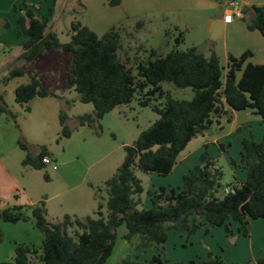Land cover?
<instances>
[{
	"label": "trees",
	"instance_id": "16d2710c",
	"mask_svg": "<svg viewBox=\"0 0 264 264\" xmlns=\"http://www.w3.org/2000/svg\"><path fill=\"white\" fill-rule=\"evenodd\" d=\"M120 1L108 0V3L113 6ZM24 8L16 19L21 52L15 60L31 62L41 51L53 48L70 52L72 61L67 68L65 86L73 89L81 102L93 106L91 113L78 117L79 124L93 125L115 106L129 103L136 95L142 106L151 99L163 98L162 82L176 88L190 87L193 94L189 99L167 96L161 107H153L159 117L142 129L131 144L124 145L122 162L102 187L96 189L94 215L79 218L65 214L61 221L49 222L43 202L28 207L30 216L21 205L0 208V220L17 222L31 218L41 232L38 247L19 243L14 247L13 259L1 264H106L114 247L116 230L121 225L125 229L121 237L135 248L156 246L162 249L170 230L190 235L208 225L222 227L231 235L232 226L237 224L238 232L246 236L251 220L264 219V55L259 64L246 62L252 55L249 50L238 57L230 55L224 68L213 51L206 56L195 46L175 47L164 54L153 48L143 49L146 53L143 59L133 57L134 75L132 66H128V57L121 60L118 56L117 51L123 47L120 28L112 27L98 35L88 26L73 21L68 30L69 40L61 42L50 28L48 17L36 12L39 6L25 4ZM51 12L49 8L48 15ZM242 20L248 30H257L264 36V3L253 5ZM2 26L8 27V23L4 21ZM176 43L178 45L179 41ZM141 49L137 47L136 53ZM25 73L21 67L11 66L2 81ZM27 74L28 81L15 88L16 103H27L36 96H53L32 70ZM25 109L30 108L27 105ZM241 110L258 115L262 125L260 140H255L252 134L241 139L239 161L246 172L244 180L234 172L235 160L225 156L233 171L232 179L223 184L224 170L219 159L224 155L225 145L216 143L218 153L212 155L208 144H203L198 162L182 174L180 185L148 189L151 206L139 208L143 186L135 174L136 169L159 176L169 174L180 152L194 136L214 123L220 124L222 118L230 122L232 112ZM0 112L10 114L1 95ZM64 119V113L60 112L62 134L69 136ZM239 130L237 128L235 133ZM227 144L230 145V141ZM18 145L27 148L20 140ZM44 155L50 154L45 146H40L36 154H27L22 164L41 169L45 166ZM102 191L105 197L100 194ZM118 264L228 263L208 252L206 259L174 262L163 259L159 253L144 261L128 255ZM248 264H264V256Z\"/></svg>",
	"mask_w": 264,
	"mask_h": 264
},
{
	"label": "rangeland",
	"instance_id": "374dc122",
	"mask_svg": "<svg viewBox=\"0 0 264 264\" xmlns=\"http://www.w3.org/2000/svg\"><path fill=\"white\" fill-rule=\"evenodd\" d=\"M186 1L189 0H121L119 5L112 6L108 0H56L55 3L51 0H0V12H5L4 17L11 21L12 4L14 7H21V10H16L19 12L25 10V4L39 6L40 10L36 12L48 17L50 28L61 42L69 40L68 30L73 21L88 26L98 35L112 27H118L123 46L121 51H117L118 56L121 60L128 57V66H132V73L135 75L133 57L136 55L138 59H143L146 56L143 49L153 48L164 54L175 47L186 49L196 45L206 56L209 55L206 46L212 42L209 41V35L202 34L196 25L199 22L197 12L163 11L180 3L183 5ZM49 8H52L51 15H48ZM3 22V19L0 20V95L10 114L0 112V172L1 175L5 173V177L0 176V208L12 204L21 205L23 211L30 216L28 207L43 202L45 218L49 222H59L65 214L79 218L92 216L97 205L96 189L102 187L122 162L124 145L131 144L142 129L159 117L153 107H161L167 96L189 99L193 92L190 87L176 88L170 83L162 82L161 87L165 92L163 98L151 99L146 106H142L136 95L129 103L115 106L93 125H81L78 117L91 113L93 106L91 103L81 102L78 94L65 86L67 68L72 61L71 53L53 48L41 51L31 62L16 61L21 47L15 40L12 30L14 25L2 28ZM177 22H180L179 26L175 27ZM184 22H188L190 27H185ZM176 40L179 41L178 45ZM219 43L221 44V40ZM140 46L142 49L136 53ZM14 65L21 67L26 73L3 82L2 78ZM29 70L33 71L42 86L51 91L53 96H36L27 103H16L15 88L28 81ZM222 72L224 74L223 70ZM27 105L29 110L25 109ZM60 112L65 115L64 123L70 130L69 136L62 134ZM244 121L249 122L247 126L254 128L256 133L258 122H254V116L247 111H240L237 118L234 114L231 122L222 118L220 124L214 123L189 141L180 152L172 171L165 176L136 169L135 174L143 186L140 195L142 205L139 208L151 206L148 189L154 190L160 185H179L182 174L198 162L203 144H208V150L213 155L218 153L215 142L225 145L224 155L219 159L224 170L221 180L223 184L232 179L233 169L239 175L242 174L244 166L239 161L240 138L233 129ZM18 140L27 148H21ZM229 141L230 145L227 144ZM40 146L46 147L55 161L56 169H52L50 165L35 169L22 164L25 156L36 154ZM225 156L235 160L233 169L229 167ZM186 158L187 161L184 160ZM100 194L105 197L103 191ZM211 229L217 231L216 229L221 228ZM124 230L123 225L117 228L114 247L106 264H118L128 255L137 257L140 261L150 260L157 253L170 262L207 258L208 246L218 249L219 253L229 259L230 264H236V260L242 262L239 264L251 263L248 250L237 251L233 244L223 245L222 250L219 245L222 241L217 232H206L203 227L190 235L168 231L162 249L156 246L135 248L121 237ZM0 233V264L13 259L15 245L25 243L38 247L41 241V232L31 218L17 222L0 220Z\"/></svg>",
	"mask_w": 264,
	"mask_h": 264
},
{
	"label": "crops",
	"instance_id": "0c3cea01",
	"mask_svg": "<svg viewBox=\"0 0 264 264\" xmlns=\"http://www.w3.org/2000/svg\"><path fill=\"white\" fill-rule=\"evenodd\" d=\"M225 1L226 0H189L186 1V3L183 5L180 3L176 6L169 7V9L163 11L165 12L171 10L172 11L185 10L188 12L189 11L197 12L199 22L196 25L199 26L202 34H205V36L209 35V37H211L213 33L214 34L220 33L218 38L214 41L210 40L209 38V41L212 43H209L206 46V50L209 54L213 51L218 56L220 64L223 63V66L221 65L222 67L224 68L226 67L230 55L234 57H238L241 53H243L246 50H249L252 53V55L246 60V62H251L254 64L262 63L263 55H264V36L261 35L257 30H248L242 18L247 17L249 15V12L251 11V7L253 5H261L262 3H264V0H236L241 7V10L243 12V17L242 18L233 17V19L227 23L224 22V16L227 13L232 12V8L229 5H227ZM15 7L21 8L20 6L18 7L15 6ZM10 8L8 9L9 11L11 10ZM12 10H13V18L11 19V21H9L4 17L5 12H0V20L3 19V21H6L8 23L7 28H10L11 25H14L12 26L13 27L12 30L15 34V40L16 42H18L19 39L16 35V19L20 14V12L16 11V9L14 8V4H12ZM39 15L43 16V14L41 13H39ZM179 23L178 22L175 23L174 26L175 27L179 26ZM183 24L185 27H190L188 22H184ZM2 28L5 27L2 26ZM220 40H221V44L219 43ZM193 46H195L198 50H200L198 46L196 45ZM241 111H247L248 114L254 116V122H258L257 123L258 129L255 133L254 128H250L249 126H247V124L249 123L247 121L238 124L233 129L234 133L237 128L240 129L239 132L236 133V136L238 135L240 138V148H239L240 150H241V139L243 137H249V135L252 134L255 140H260L262 136V125L259 123V116L253 114L250 110H241ZM239 112L240 111L232 112L231 121L233 120L234 114H236V118L238 117ZM245 129L247 131H245ZM216 143L217 142H215V144ZM210 154L212 153L210 152ZM184 160L187 161V158ZM235 173L240 180H244L246 173L245 169L240 175L237 172ZM0 176L5 177V173L1 175L0 172ZM0 192H2V190H0ZM1 201L2 200L0 196V203ZM250 224L251 227H249V231L246 236H243L241 233L238 232L237 224L236 226L235 225L232 226L233 232L231 235L226 234L222 227H220L221 229H216L217 231H214L215 229H211L212 227L208 225L202 227L207 229L206 232L209 233L217 232V234L219 235L222 241L221 244H219L222 250H224L223 245L226 246L232 244L236 245L237 251H239V249L248 250V253H250L249 260L251 261V263H254L258 258L264 256V219L251 220ZM227 238H229L232 243ZM207 250L208 251H206V253L211 252L213 255H218L222 257L228 264H230L228 262L229 259L225 258L224 254L219 253L218 249L215 250L211 246L210 247L208 246ZM196 258H200V257H196ZM200 259H206V258H200ZM239 263L242 262L236 260V264Z\"/></svg>",
	"mask_w": 264,
	"mask_h": 264
},
{
	"label": "built area",
	"instance_id": "2783aa9c",
	"mask_svg": "<svg viewBox=\"0 0 264 264\" xmlns=\"http://www.w3.org/2000/svg\"><path fill=\"white\" fill-rule=\"evenodd\" d=\"M225 3L232 8V12H229L224 16L225 23L230 22L233 17L242 18L243 12L239 3L236 0H226ZM42 163L44 165H50L52 169H56L55 161H53L50 155H44L42 157Z\"/></svg>",
	"mask_w": 264,
	"mask_h": 264
},
{
	"label": "water",
	"instance_id": "95a60500",
	"mask_svg": "<svg viewBox=\"0 0 264 264\" xmlns=\"http://www.w3.org/2000/svg\"><path fill=\"white\" fill-rule=\"evenodd\" d=\"M219 34L220 33H215V34L213 33V35H211V37H209L210 40H212V41L216 40L218 38Z\"/></svg>",
	"mask_w": 264,
	"mask_h": 264
}]
</instances>
